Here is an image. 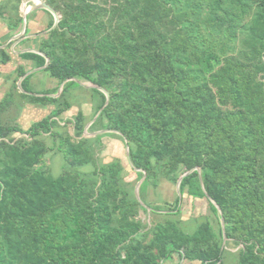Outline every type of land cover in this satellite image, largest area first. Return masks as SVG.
I'll list each match as a JSON object with an SVG mask.
<instances>
[{"label": "trees", "instance_id": "trees-1", "mask_svg": "<svg viewBox=\"0 0 264 264\" xmlns=\"http://www.w3.org/2000/svg\"><path fill=\"white\" fill-rule=\"evenodd\" d=\"M21 1L0 4L10 31L22 26ZM42 2L59 22L49 30L54 18L42 9L51 20L38 37L49 59L41 72L58 86L70 80L54 97L55 88L33 91L29 75L20 91L27 69L19 64L0 104L10 106L16 89L27 104L53 107L27 131L0 121V264H264V0ZM18 57L31 69L46 63L34 52ZM9 60L0 49V62ZM78 81L108 91L88 129L114 130L121 135L107 134L127 142L128 171L137 182L145 176L139 197L151 208V226L138 217L147 209L121 159L96 157L107 134L84 137L81 111L73 118L75 140L59 130L73 91L97 100L92 118L105 103L104 93ZM22 132L28 137L15 139ZM54 148L65 157L57 177L43 167ZM193 167L200 172L182 179L171 209L146 201L149 184L176 182ZM185 195L205 200L212 215L190 232L163 214H179ZM229 242L241 247L232 252Z\"/></svg>", "mask_w": 264, "mask_h": 264}, {"label": "rangeland", "instance_id": "rangeland-1", "mask_svg": "<svg viewBox=\"0 0 264 264\" xmlns=\"http://www.w3.org/2000/svg\"><path fill=\"white\" fill-rule=\"evenodd\" d=\"M6 0H0L1 2H4ZM37 0H22L20 5H19V12L22 15L23 18V13L24 9L29 8V6ZM42 1V0H40ZM29 16V19L27 17ZM54 18V17H53ZM51 18L50 15L44 12L43 10H34L32 12H29L28 15L26 16V27L23 31L22 26L18 31H16V35L19 33L23 32L21 35L26 34H34V33H40L41 36L47 31L48 24L50 22ZM3 21V20H2ZM1 22V20H0ZM6 25V23L4 22ZM6 28L8 29L7 25ZM15 31H10L9 29L7 30L8 34H13ZM20 35V36H21ZM37 40L32 43V41H29L31 44H29V47H32L33 50H38L39 46V39L36 38ZM24 46H21L23 49ZM4 49V48H0ZM5 51L6 48H5ZM20 60V59H18ZM25 63L26 67L31 65V62L25 60L23 61ZM16 64H10L5 66V77L0 78V104L5 101V98L7 97L6 95L8 94L9 90L11 89L10 87L14 84V80L16 78V74L12 71L11 69L13 66ZM34 72L30 75V81H31V87L34 91H44L47 89H57L58 93L60 94L61 91L59 92L60 86H58V83L56 80H50L45 81L42 80L43 74L37 75ZM84 86L92 84L91 82L87 81H81ZM17 86H18V81H17ZM90 88V87H87ZM18 89L22 91L19 87ZM73 93L76 95L75 98L72 100V107L65 111L59 118L58 124L60 126L59 130L60 131H66L69 133L72 137V139L75 140L74 137V125H73V118L74 116L81 111L84 116L86 117V121L89 122V120L92 119V116L95 112L96 108V103L97 100H94L90 98L89 93H84L81 92L80 90L73 91ZM12 97H13V103L10 106H7L4 110H0V121L3 123H10L11 125H15L16 123L19 124V126L22 128L23 131H27L31 124H33L36 121L41 120L43 117L47 116L51 109L53 108L52 106H47L45 108H35L36 106L30 105L25 103L24 100L19 99L16 97V89L13 90L12 92ZM88 124V123H87ZM86 124V125H87ZM91 126V125H90ZM85 129V127H84ZM99 131V130H98ZM96 131H91L87 129L88 134H83L84 137L91 138L94 137L92 133ZM107 134V133H104ZM15 139L17 138H27L28 134L25 132L22 133H15L13 135ZM103 147L101 148L100 151L97 152L96 157L98 161L100 162H111L115 158H120L121 163L123 167L126 170V180L128 182H131L132 186H135L137 184V177L135 175V172L128 171L129 169V162L126 157V146L123 142V140L117 136H112L110 134H107L103 136ZM45 141L48 146H53V141L51 138L45 136ZM58 142L56 141V145ZM65 164V157L64 155L58 151V149L54 148L50 150L44 157L43 159V167L46 168L51 174L55 177L59 176L62 173L63 170V165ZM177 182V181H176ZM176 182L167 180L165 178H160L156 185L154 184H149L147 186V189L144 193V197L147 202L150 204H153L155 206H160L161 208H166L170 207L174 204L176 197H178V193L176 190ZM151 210H147L145 212L140 211L139 213V218L143 220V222H146L148 226H151ZM164 215L166 214L167 218L173 219V220H183V222H180V226L185 229L186 231H193L196 226L204 221V217L209 215V218H211V213L208 208L207 202L205 200L201 199H195L192 197H187L182 196L181 201H180V213L175 215L173 213H167L164 212ZM160 219V216L158 217ZM162 218V216H161ZM211 222L214 226H216V220L213 218L211 219ZM241 245L235 246L232 242H229V246L227 249L231 250L232 252H235ZM171 264V263H170ZM183 264H189L186 261H183ZM195 264V262L193 263ZM226 264H235L234 262H227Z\"/></svg>", "mask_w": 264, "mask_h": 264}, {"label": "water", "instance_id": "water-1", "mask_svg": "<svg viewBox=\"0 0 264 264\" xmlns=\"http://www.w3.org/2000/svg\"><path fill=\"white\" fill-rule=\"evenodd\" d=\"M38 9H40V10H42V9H44V10H47L49 13H51L52 15H53V17H54V23H53V25H52V27L49 29V30H51V29H53V28H55L56 26H57V24H58V22H59V15L55 12V10L52 8V7H50L47 3H45V2H42V1H40V0H37V1H34L30 6H29V8H27L25 11H24V13H23V21H22V28H23V31H24V29H25V27H26V16L28 15V13L29 12H32V11H34V10H38ZM48 30V31H49ZM47 32V31H46ZM23 32H21V33H19L18 35H16V41L17 40H20L22 37L20 36L21 34H22ZM43 33H45V32H43ZM28 51H30V52H34V53H37V54H41L42 56H44L45 58H46V63H45V65L44 66H42V67H38V68H32V69H30V70H28L23 76H21L20 78H19V80H18V87L20 88V89H22L21 88V86H20V83H21V81L26 77V76H28V75H30V74H32V73H34V72H38V71H40V70H42L43 68H45L46 66H47V64H48V62H49V59H48V57L45 55V54H43V53H41L40 51H38V50H33V49H29ZM70 79H67V80H65V81H63L62 83H61V85H60V89H59V92L62 90V87H63V85L67 82V81H69ZM72 80H75V79H72ZM77 81V80H76ZM78 83L80 84V85H83V83H81L80 81H78ZM84 86V85H83ZM85 87H95V88H97L98 90H100L102 93H104V95H105V97H106V100H105V103H104V105H103V107H101L99 110H98V112L96 113V115L91 119V121H89L88 122V124L85 126V129H84V134H88L87 133V129L90 127V125H92L94 122H95V120L97 119V117L99 116V114L101 113V111L103 110V108L108 104V101H109V93H108V91L107 90H105L103 87H100V86H98V85H94V84H90V85H87V86H85ZM23 91V90H22ZM59 95V93H57V94H55V95H51V96H54V97H56V96H58ZM109 132H113V133H117V134H119V135H121L119 132H117V131H114V130H108V129H106V130H99V131H96V132H94V133H92V135H97V134H102V133H109ZM127 142L125 141V146H126V157H127V160H128V162H129V164L131 165V162H130V158H129V150H128V145L126 144ZM136 171H142V170H140V169H135ZM194 171H197L198 173L200 172V168L199 167H193V168H191V169H189V170H187L186 172H184L179 178H178V180H177V182H176V190H177V193H178V196L179 197H181V193H180V183H181V181H182V179L185 177V176H187V175H189V174H191L192 172H194ZM144 175H145V173H144ZM144 178H145V176H143L138 182H137V184H136V186H135V196H136V198L138 199V201L147 209V210H151V208L150 207H148L147 205H145L144 203H142V201L140 200V197H139V187H140V185H141V183H142V181L144 180ZM208 197V199L215 205V207L217 208V210L219 211V213L221 214V210H220V208H219V206L216 204V202L214 201V200H212L209 196H207ZM220 222H221V227H222V231H223V245L225 244V242H226V235H225V231H224V219L223 218H221L220 219Z\"/></svg>", "mask_w": 264, "mask_h": 264}, {"label": "crops", "instance_id": "crops-1", "mask_svg": "<svg viewBox=\"0 0 264 264\" xmlns=\"http://www.w3.org/2000/svg\"><path fill=\"white\" fill-rule=\"evenodd\" d=\"M0 20H1V22H0V48H4V49L6 48V50H7L6 52L10 57V60L7 63L3 64L0 62V78L3 79L2 76L5 77L4 72H5V66L6 65H10V64L15 63L16 65L11 68V69H13L12 70L13 72L16 69V66L19 64H23L26 67L25 63H23V61H25V60L20 59L18 56L20 53L30 52L28 50L32 49V47H29L30 46L29 44H31L29 41H32V43L34 44V42L37 40L36 38L39 37L38 35H40V33H34L32 35H30V34L28 35L25 33L24 35H21L22 38L20 40L16 41V31L13 34H8L7 33L8 29L6 28V25L2 21L1 17H0ZM21 46H24L23 49L21 48ZM18 59H20V60H18ZM26 69H27V71L30 70L31 65L27 66ZM42 73H44V72H41V70H40L36 74L39 75ZM42 80H45L46 82L47 81L50 82V80L52 81L55 79H51L47 74L44 73ZM20 86H21V83H20ZM30 87H31V81H30ZM53 95H55V94H53ZM35 108H38V107H35ZM39 108H41V107H39ZM102 142H103V140H102Z\"/></svg>", "mask_w": 264, "mask_h": 264}, {"label": "bare ground", "instance_id": "bare-ground-1", "mask_svg": "<svg viewBox=\"0 0 264 264\" xmlns=\"http://www.w3.org/2000/svg\"><path fill=\"white\" fill-rule=\"evenodd\" d=\"M24 11H25V9H24Z\"/></svg>", "mask_w": 264, "mask_h": 264}]
</instances>
